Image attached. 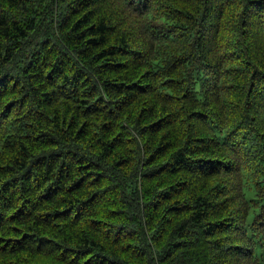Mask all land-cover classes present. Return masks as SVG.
<instances>
[{
  "label": "trees",
  "instance_id": "trees-1",
  "mask_svg": "<svg viewBox=\"0 0 264 264\" xmlns=\"http://www.w3.org/2000/svg\"><path fill=\"white\" fill-rule=\"evenodd\" d=\"M0 264H264V0H0Z\"/></svg>",
  "mask_w": 264,
  "mask_h": 264
},
{
  "label": "bare ground",
  "instance_id": "bare-ground-1",
  "mask_svg": "<svg viewBox=\"0 0 264 264\" xmlns=\"http://www.w3.org/2000/svg\"><path fill=\"white\" fill-rule=\"evenodd\" d=\"M232 31H233V30H232ZM79 33H80V32H79ZM232 33H233V32H232ZM224 34H225V33H224ZM228 34H229V32H228ZM76 35H77V34H76ZM76 35H75V36H76ZM78 35H79V34H78ZM221 35H222V34H221ZM230 35H231V32H230ZM73 36H74V35H73ZM81 37H82V36H81ZM81 37H80V38H81ZM219 37H221V36H219ZM222 37H223V36H222ZM78 38H79V37H78ZM77 40H78V39H77ZM84 40H85V39H84ZM81 41H82V40H81ZM85 41H86V40H85ZM77 42H78V41H77ZM79 42H80V41H79ZM83 42H84V41H83ZM80 43H81V42H80ZM80 43H79V44H80ZM82 44H83V43H82ZM84 46H86V45H84ZM84 46H83V47H84ZM86 47H87V46H86ZM86 47H85V48H86ZM67 53H68V52H67ZM69 54H70V53H69ZM68 56H69V55H68ZM68 56H67V57H68ZM64 60H65V59H64ZM53 61H54V60H53ZM55 61H56V60H55ZM62 61H63V60H62ZM62 61H61V62H62ZM65 61H66V60H65ZM51 62H52V61H51ZM61 62H60V63H61ZM63 63H64V62H63ZM55 64H56V63H55ZM61 64H62V63H61ZM61 64H60V66L58 65V67H61ZM51 65H52V64H51ZM51 67H52V66H51ZM48 69L50 70L49 65H48ZM62 69H63V68H62ZM62 71H63V70H62ZM57 73H58V72H57ZM61 73H62V72H61ZM59 76H60V73H59ZM58 78H60V77H58ZM56 79H57V78H56ZM56 79H55V82H57ZM213 80H214V79H213ZM50 81H51V80H50ZM50 81H49V82H50ZM59 81H60V79H59ZM57 83H58V82H57ZM58 84H59V83H58ZM210 85H211V84H210ZM55 86H56V85H55ZM211 86H212V85H211ZM212 88H213V87H212ZM72 104H73V103H72ZM76 106H77V105H76ZM79 106H82V105L79 104ZM71 107H72V106H71ZM83 107H85V106H83ZM76 108H78V107H76ZM84 109H85V108H84ZM81 110H82V109H81ZM84 114H85V113H84ZM85 116H86V115H85ZM83 118H84V117H83ZM85 120H86V118H85ZM201 207H202V206H201ZM201 207H200V208H201Z\"/></svg>",
  "mask_w": 264,
  "mask_h": 264
}]
</instances>
